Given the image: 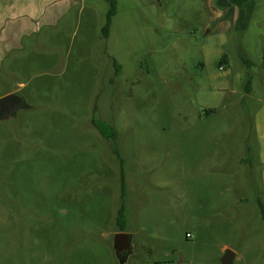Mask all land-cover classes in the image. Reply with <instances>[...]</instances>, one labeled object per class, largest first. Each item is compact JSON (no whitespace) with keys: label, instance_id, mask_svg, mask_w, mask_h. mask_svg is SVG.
I'll list each match as a JSON object with an SVG mask.
<instances>
[{"label":"rangeland","instance_id":"obj_1","mask_svg":"<svg viewBox=\"0 0 264 264\" xmlns=\"http://www.w3.org/2000/svg\"><path fill=\"white\" fill-rule=\"evenodd\" d=\"M115 1L0 0V264H264V0Z\"/></svg>","mask_w":264,"mask_h":264},{"label":"water","instance_id":"obj_2","mask_svg":"<svg viewBox=\"0 0 264 264\" xmlns=\"http://www.w3.org/2000/svg\"><path fill=\"white\" fill-rule=\"evenodd\" d=\"M26 106L22 96L17 92H11L0 97V119H11L14 117L15 111ZM113 248L119 262H124L128 255L132 252L131 235L127 232H117L113 238ZM235 252L226 249L221 257L223 264H231Z\"/></svg>","mask_w":264,"mask_h":264},{"label":"trees","instance_id":"obj_3","mask_svg":"<svg viewBox=\"0 0 264 264\" xmlns=\"http://www.w3.org/2000/svg\"><path fill=\"white\" fill-rule=\"evenodd\" d=\"M110 4V8L106 13V22L105 25L102 28V34L106 37L108 34V27L109 24L111 22V18L112 16L115 14V7H116V1L115 0H107ZM231 4L237 5L239 7H242V2L239 0H230ZM214 110H207V114L213 112ZM113 136H115V134H112ZM115 138V137H114ZM122 190H124V181L122 180ZM124 216H123V205H121L117 211V215H116V223L119 224L118 226V231H124L125 227H124Z\"/></svg>","mask_w":264,"mask_h":264},{"label":"crops","instance_id":"obj_4","mask_svg":"<svg viewBox=\"0 0 264 264\" xmlns=\"http://www.w3.org/2000/svg\"><path fill=\"white\" fill-rule=\"evenodd\" d=\"M258 114H259V116H257V117H260L261 122L264 123L263 122L264 110H261L260 112H258ZM260 120H257V122H256L257 125L260 124ZM257 140L260 142V146H262V149L258 155V159H259V163L262 165L261 177H262V182L264 185V132H260V134L257 135ZM235 256H236V253H235ZM235 256H234V258H235ZM234 258H233V260H234Z\"/></svg>","mask_w":264,"mask_h":264},{"label":"flooded vegetation","instance_id":"obj_5","mask_svg":"<svg viewBox=\"0 0 264 264\" xmlns=\"http://www.w3.org/2000/svg\"><path fill=\"white\" fill-rule=\"evenodd\" d=\"M11 92H16V91H14V90H12V91H8V93H11ZM8 93H6V94H8ZM6 94H5V95H6Z\"/></svg>","mask_w":264,"mask_h":264}]
</instances>
